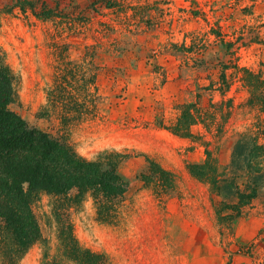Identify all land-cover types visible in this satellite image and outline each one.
Masks as SVG:
<instances>
[{"label": "rangeland", "instance_id": "rangeland-1", "mask_svg": "<svg viewBox=\"0 0 264 264\" xmlns=\"http://www.w3.org/2000/svg\"><path fill=\"white\" fill-rule=\"evenodd\" d=\"M258 16L264 19V0H0V56L15 76L9 109L85 158L105 149L125 156L117 172L128 188L109 222L96 219L89 197L70 207L45 194L33 202L52 252L53 208H60L56 214L79 243L105 253L107 264H264V185L237 214L222 208L235 199L214 195L187 170L204 163L207 145L225 172L242 131L264 147V113L241 109L248 93L232 84L226 93L232 115L220 135L213 131L216 138L201 125L191 128L193 139L165 129L178 105L196 93L215 113L210 93L200 88L219 79L224 49L212 45L197 54L183 44L189 47L193 35L201 37L216 22L231 38ZM236 57L240 66L257 67L264 45L242 47ZM219 99L215 92L213 100ZM52 100L58 110L43 108ZM64 104L75 109L64 114ZM147 159L175 174L172 189L141 181ZM246 182L238 178L241 190ZM41 254L36 244L19 264H39Z\"/></svg>", "mask_w": 264, "mask_h": 264}, {"label": "trees", "instance_id": "trees-1", "mask_svg": "<svg viewBox=\"0 0 264 264\" xmlns=\"http://www.w3.org/2000/svg\"><path fill=\"white\" fill-rule=\"evenodd\" d=\"M192 12L197 13L198 9ZM193 37L189 47L183 44L184 51L201 54L212 45L224 49L225 61L221 62L223 68L219 79H211L208 87L200 88L210 93L208 101L215 113L203 108L204 97L196 93L194 101L178 105L176 119L165 129L175 136L193 139L195 136L191 128L201 125L206 134L216 138L213 131L220 135L232 115L234 103L226 97L232 84H239L248 93L246 100L239 105L241 109L264 113V63L260 62L257 67L240 66L236 57L242 47L264 45L263 17L258 16L253 23L238 26L231 38L218 22L201 37ZM14 87L13 71L0 56V264H19L36 244L42 247L39 264H107L105 253L93 251L79 243L71 224L63 221L59 213L56 214L60 208H53L56 245L52 252L50 242L43 237L32 205L41 194L62 200L67 207L82 203L85 197H89L96 219L109 222L116 211L117 201L128 188L117 172L118 164L125 156L105 149L98 152L95 158L88 159L76 153L68 144L29 127L9 109L14 101ZM57 89H53L54 93L50 92L51 98L57 97ZM215 92L221 96L218 101L213 100ZM43 108L58 110L59 106L52 100ZM74 109L70 104L61 106L64 114ZM65 118L62 116V119ZM208 140L203 139L206 144ZM205 146L206 160L202 164L188 165V174L211 187L214 195L235 199L233 204H223L222 208L237 211L238 214L239 208L248 204L264 185V147L252 133L240 132L232 148L229 168L221 172L219 163ZM147 161L148 172L141 175V181L146 184L154 182L161 191L172 189L176 184L175 174L153 160ZM241 176L247 180L244 190L237 183Z\"/></svg>", "mask_w": 264, "mask_h": 264}]
</instances>
